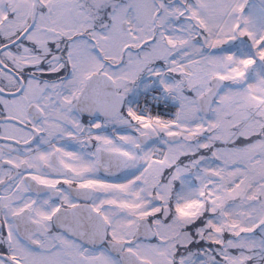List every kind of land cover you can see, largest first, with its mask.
<instances>
[{
  "label": "snow or ice",
  "instance_id": "6c2138e0",
  "mask_svg": "<svg viewBox=\"0 0 264 264\" xmlns=\"http://www.w3.org/2000/svg\"><path fill=\"white\" fill-rule=\"evenodd\" d=\"M0 264H264V0H0Z\"/></svg>",
  "mask_w": 264,
  "mask_h": 264
}]
</instances>
